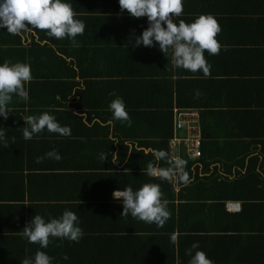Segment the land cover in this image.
<instances>
[{"label": "crops", "instance_id": "0c3cea01", "mask_svg": "<svg viewBox=\"0 0 264 264\" xmlns=\"http://www.w3.org/2000/svg\"><path fill=\"white\" fill-rule=\"evenodd\" d=\"M64 2L71 4L76 12L75 19L86 25L83 35L75 38V45L68 38L38 39V33L33 30L20 33L19 44L13 45L23 48L18 52V58L24 57L21 62L37 69L40 66L35 60L41 53L37 48H50L53 57H60L59 64L54 59L47 63L44 77H36L46 78L51 83L57 78L66 82V98L54 94L55 99L48 103H54L58 111L65 110L73 116L64 117L71 129L70 136L54 133L48 137L41 132L17 144L13 138L24 139L21 129L26 126L23 119L28 116L29 108L27 102L19 99L24 104L23 113L13 117L6 129L8 146L0 141V241L11 239L14 242H6V246L0 243V258H21L29 254L28 258L34 259L39 250L53 258L52 264H188L190 256L186 255V250L199 242L196 250L205 252L213 264H264V197L250 196V210L245 208L246 214H240L242 204L238 198L223 199L222 209L212 195L199 201L203 204L179 196L181 205L176 204L174 196L173 216L158 227L138 221L130 214L120 216L122 201L115 199L116 204L105 201L104 186L94 179L91 182L86 176L97 169L104 171L94 167L97 163L94 158L110 151L111 143L121 139L127 150L136 146L149 111L160 106L154 100L163 96L155 91L162 84L170 85L171 111L173 108L194 110L198 123L200 110L207 108V102L211 108L229 102L241 113L240 117L250 120L249 114L241 110L261 108L264 96V49L260 51L264 48V0H182L183 13L174 17V22L178 24L182 19L191 23L200 15H212L221 28L216 37L222 46L219 54L205 52L209 66L207 76L203 71L192 73L174 68L170 54L164 55L155 42L153 47L137 46L136 37L148 27V20L121 12L118 0ZM27 48H33L37 54L28 53ZM226 71L235 72L230 74L233 78H242L233 81L226 100L221 97L227 90L218 88L217 92L210 93V90L200 98L189 95L193 104L175 103L176 94H183L188 79H198L211 88L215 80L207 79L225 75ZM41 88L46 89V85ZM154 92L159 93L153 95ZM257 92L261 98L254 95ZM117 96L125 102L130 126L127 122L110 123L112 113L108 106ZM37 97L43 99L45 96ZM15 98L13 96L8 108L18 107ZM167 101L161 98L159 102ZM35 104L31 110L43 108L47 103L39 100ZM53 116L59 124L63 122L62 113L56 112ZM53 149L62 157L59 161L46 157ZM31 150H35L36 157L30 155ZM37 157L45 158L37 163ZM100 163H105L103 167L107 171L108 162L102 160ZM119 164L116 167H120ZM174 190H178V185ZM226 199L238 200L239 208H226ZM65 210L75 212L79 218L78 226L83 230L79 242L51 238L47 248H40L20 234L35 215L48 222L59 218ZM172 236L176 237L175 243L171 241ZM15 241L21 245V251L15 247ZM65 256L68 259H64Z\"/></svg>", "mask_w": 264, "mask_h": 264}, {"label": "trees", "instance_id": "16d2710c", "mask_svg": "<svg viewBox=\"0 0 264 264\" xmlns=\"http://www.w3.org/2000/svg\"><path fill=\"white\" fill-rule=\"evenodd\" d=\"M33 31L38 33V39L45 38L50 40L46 32L40 30ZM19 42L20 34L13 35L10 34L6 28H0V64H3L5 61L16 63L22 60L23 62V56L18 58V52H22L23 48L13 46L14 44H19ZM263 49L264 48H261L260 51ZM25 50H27L28 53L37 54L34 53L33 48H27ZM36 50H38V52L40 50L41 52L35 60L36 65H39L40 68L37 69L28 63L31 67L32 80L25 85L29 91V100L26 104L28 105L27 108L29 107L27 109L28 115L32 112H34L33 114L36 116L44 112H48L50 115L59 112L62 113V120L64 122L60 123V125L67 126L64 117H72L73 114L65 110L58 111V108L53 105L54 103H48L55 99L54 94H58L62 99L66 98V82L57 78V80H53L51 83L46 80V78L36 77L40 75L44 77L46 69L53 61L52 59L56 60L59 64L60 60L58 58L60 57H53L54 55L50 53V48H37ZM48 62L49 64L46 66ZM233 73L235 72L226 71L225 75L210 76L207 80H215L214 83L210 85L211 88L201 84L198 79H188L183 94H176L175 103L183 106L193 104L194 102L189 98V95L193 94L195 98H200V96H206L210 90V93H213L218 88L220 91L227 90L225 96L221 97L223 100H226V98H228L227 95L230 96L231 91L229 90H231L234 82L242 79L233 78L230 75ZM250 81L257 85V87L259 86L255 81ZM62 83L64 87L61 85ZM44 84L46 85V89L41 88ZM50 84H52L51 89ZM54 84H57V87H54ZM169 87L170 85L167 87V85L162 84L159 88H156L155 91L163 93V96L154 100V103L160 106L156 110H150V113L147 115L148 120L144 121L146 123H141L144 130L138 133L140 139L137 140L136 146L127 150V146L124 145L121 139H118L117 143H111L110 151L108 150L105 154V161L108 162V166H106L107 171L103 167L105 163L103 165L100 163L102 160L95 157L94 160H96L97 163L94 164V167H101L104 171L97 169L86 176L91 179V182H93L94 179L98 185L104 186L105 201H110L108 202L110 204H116L118 201L111 197L113 188L123 189L131 186L133 190L136 191L145 183H156L161 187L163 199L168 201L167 207L171 216L174 214V196H176L177 199L176 204L181 205V201L178 199L179 196L192 199V203H201L199 201H201L203 197L210 195L218 201L220 208H222V201L225 198L231 197L240 199L242 204V211L240 214H246L245 208L246 210H250V202L248 201L250 196L256 198L264 197V96H262L261 108L241 110V112L249 114L251 117L250 120L246 116L240 117L241 113H237V111L234 110L235 108L228 104L229 102H224L225 105L221 104L215 108H211L209 106L210 102H207V108H205V110H200L199 116L200 155L195 159H187L183 154L180 156L181 159L187 162L185 170L189 175V183L186 185L183 183L172 184L164 180L149 177L145 173V169L149 162L156 163L153 155L155 150H164L168 152V138L172 133V103L169 98ZM252 87L255 89L257 88L256 86ZM157 93L159 92H154L153 95H158ZM197 93H199V95H197ZM254 95L257 96V98H261L258 92ZM37 96L45 97L39 99ZM161 98H166L168 101L161 104L159 102ZM39 100H43L47 104H45L43 108L31 110L33 108L30 107L36 105L35 101ZM15 102L18 107H10L7 119H0L2 120L0 121L1 127L6 136H9L6 129L12 121V118L20 117L19 113H23L22 107L24 104L20 103L18 97L15 98ZM77 105L78 103H76L75 106ZM43 133H45L46 136L48 135V137L54 134L49 133L47 130L43 131ZM27 141L25 139H14V142L17 144ZM117 146H119V148H117ZM144 148H148V150ZM34 152L35 150H31V154L28 153L27 155H33L34 158L36 157ZM113 154L116 155L114 156ZM112 155L114 156L113 161L115 163L111 161ZM32 162L36 164L33 159ZM118 163H120V167H116ZM159 164L161 167L168 166L165 161H160ZM34 175H37V173ZM175 185H178L177 191L174 190ZM204 190L208 192V195ZM194 199H198V201ZM223 213L228 214L226 211H223ZM238 213L239 212L233 214ZM11 241V239L9 241L2 239L0 243H4V245L6 242L13 244L14 242ZM20 246L21 245L17 244L15 247L20 248L21 251ZM28 256L29 254L21 258L17 256L14 258L4 256L0 258V264H21L23 259L28 258Z\"/></svg>", "mask_w": 264, "mask_h": 264}, {"label": "clouds", "instance_id": "9594fccd", "mask_svg": "<svg viewBox=\"0 0 264 264\" xmlns=\"http://www.w3.org/2000/svg\"><path fill=\"white\" fill-rule=\"evenodd\" d=\"M118 2L121 12L127 11L132 18L146 17L148 20V27L136 37L137 46L153 47L155 42L164 55L170 54V62L174 68H182L192 73L203 71L205 76L209 74L205 52L209 55H218L222 47L216 39L221 28L212 15H200L191 23L181 19L177 24L173 18L182 15V0H118ZM75 17L76 12L71 4L64 0H0V28H6L13 35L40 30L46 32L49 37L68 38L75 45V38L83 35L86 27L82 20ZM31 80L29 64L9 61L0 64V116L7 119L10 112L8 105L13 96L25 102L29 100V91L25 85ZM108 107L112 113L110 123L120 121L131 125L130 116L121 97L117 96L113 99ZM23 121L26 125L22 128L25 140L32 139L34 135L45 129L60 136L71 135L70 127L61 126L55 116L48 112L39 116L28 115ZM0 141L4 142L5 147L8 146L2 128H0ZM153 155L156 163H148L145 169L147 176L172 184L189 183V175L185 170L187 162L184 159L171 158L164 150H155ZM46 157L57 161L62 158L56 149L46 153ZM105 157L101 154L100 159L104 161ZM44 158L37 157L36 162L41 163ZM160 161H165L168 166L161 167ZM112 196L122 201L123 211L120 216L127 217L130 214L138 221L154 223L158 227H162L170 219L168 201L163 199L159 184L145 183L136 191L128 186L124 190L114 191ZM78 219L75 212L68 210H65L59 218H52L48 222L37 214L20 234L29 243L38 244L40 248H47L51 238L79 242L83 230L78 226ZM171 241L175 243L176 237L172 236ZM196 249H199V242H194L191 248L186 250V255L190 256L188 264H213L205 252ZM193 250H196L194 254ZM64 259L68 257L65 256ZM52 261L53 258L46 252L38 250L34 259L25 258L21 264H52Z\"/></svg>", "mask_w": 264, "mask_h": 264}, {"label": "built area", "instance_id": "2783aa9c", "mask_svg": "<svg viewBox=\"0 0 264 264\" xmlns=\"http://www.w3.org/2000/svg\"><path fill=\"white\" fill-rule=\"evenodd\" d=\"M172 133L168 138V154L171 158L184 155L187 159H195L200 155V129L197 113L188 108H173ZM117 190L113 189L112 193ZM238 200H224V205L229 209L239 208Z\"/></svg>", "mask_w": 264, "mask_h": 264}]
</instances>
